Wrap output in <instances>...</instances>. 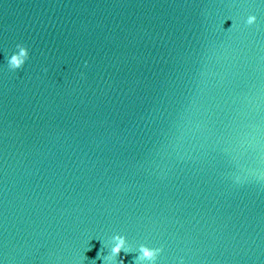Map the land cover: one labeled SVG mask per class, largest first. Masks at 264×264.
<instances>
[{"label": "water", "instance_id": "water-1", "mask_svg": "<svg viewBox=\"0 0 264 264\" xmlns=\"http://www.w3.org/2000/svg\"><path fill=\"white\" fill-rule=\"evenodd\" d=\"M116 233L117 264H264V0H0V264Z\"/></svg>", "mask_w": 264, "mask_h": 264}, {"label": "clouds", "instance_id": "clouds-1", "mask_svg": "<svg viewBox=\"0 0 264 264\" xmlns=\"http://www.w3.org/2000/svg\"><path fill=\"white\" fill-rule=\"evenodd\" d=\"M255 21V15H248L245 23L251 25ZM16 49L17 51L6 57L7 66L12 70L20 69L28 59L29 55L28 48L23 44L18 43L16 45ZM85 64H87V61H85ZM81 75H83V73H81ZM109 243L110 249L108 251V254L101 257V252L98 251L96 258H94L93 261H95L96 259H102L103 264H117L116 257L121 251H123L125 254L133 251L131 246L128 244L125 236L119 233L113 234L110 237ZM88 250H90V248ZM135 251L137 255L134 257V264H155L157 257L162 249L148 247L145 244H139L138 248L135 249ZM119 264H124L123 259L119 261Z\"/></svg>", "mask_w": 264, "mask_h": 264}]
</instances>
